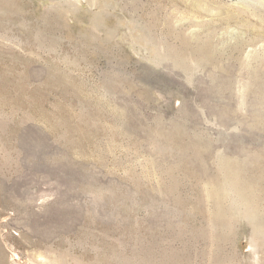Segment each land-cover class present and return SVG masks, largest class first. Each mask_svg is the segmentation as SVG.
Listing matches in <instances>:
<instances>
[{
    "label": "rangeland",
    "instance_id": "obj_1",
    "mask_svg": "<svg viewBox=\"0 0 264 264\" xmlns=\"http://www.w3.org/2000/svg\"><path fill=\"white\" fill-rule=\"evenodd\" d=\"M0 264H264V0H0Z\"/></svg>",
    "mask_w": 264,
    "mask_h": 264
}]
</instances>
